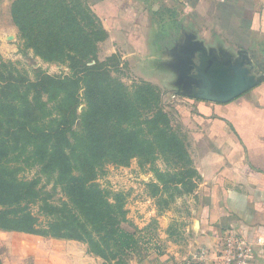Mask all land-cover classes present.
<instances>
[{"label":"trees","instance_id":"trees-1","mask_svg":"<svg viewBox=\"0 0 264 264\" xmlns=\"http://www.w3.org/2000/svg\"><path fill=\"white\" fill-rule=\"evenodd\" d=\"M12 19L35 56L66 65L69 73L51 76L37 68L31 81L0 58V230L81 242L91 255L120 263L133 235L121 227V199L115 195L109 201V193L95 182L98 175L108 164L162 160L192 189L199 177L188 145L163 110L155 86L128 87L113 76L120 72L116 55L98 59L106 32L87 0H16ZM233 101L214 109L199 101L197 113H210L233 129L222 109ZM32 168L66 200L54 205L38 188L39 179L20 177ZM33 205L48 219L45 225L31 213Z\"/></svg>","mask_w":264,"mask_h":264},{"label":"crops","instance_id":"crops-1","mask_svg":"<svg viewBox=\"0 0 264 264\" xmlns=\"http://www.w3.org/2000/svg\"><path fill=\"white\" fill-rule=\"evenodd\" d=\"M87 3L106 32V39L98 45L97 57L102 49L109 54L100 61L122 52V48H126V56L122 58L127 59L129 55L146 52L149 44L151 54L135 61L136 67L147 73L155 70L171 80V74L156 70L163 61L159 54L167 51L162 39L173 40V46L182 32L190 31L206 47L222 46L232 53L244 50L253 54L264 69V0H87ZM146 33L150 42L146 41ZM204 106L215 108L212 103ZM222 109L227 110L224 115L233 129L227 122L210 117V113L181 115L182 124L193 140L188 152L190 155V148L194 151L192 161L200 177L192 228L184 227L188 233H184V238L192 251H206V260L199 264H216L215 254L227 234L247 242L264 238V82ZM143 226L135 223L123 228L134 240L124 264H165L169 258L185 256L184 241L169 233V227L165 229L160 222L151 228ZM22 240V246L32 256L21 264H120L106 263L87 254L85 247L75 241L31 235ZM253 261L264 264V246L255 249Z\"/></svg>","mask_w":264,"mask_h":264},{"label":"rangeland","instance_id":"rangeland-1","mask_svg":"<svg viewBox=\"0 0 264 264\" xmlns=\"http://www.w3.org/2000/svg\"><path fill=\"white\" fill-rule=\"evenodd\" d=\"M15 1L16 0H0L1 60L5 63L14 65L17 69L26 73L31 81L35 79V70L37 68L51 76L62 77L67 75L69 70L66 65L45 63L39 57L35 56L33 50L30 49L21 38L18 27L12 19V5ZM145 38L147 41V33ZM145 38L143 37L144 41ZM148 41L150 42L149 39ZM147 46L148 50L146 52L129 55L127 59L122 58L126 56V48L120 49L122 52H117L116 54L120 60V72L114 73L113 76H117L128 87L138 82H146L155 86L160 94L163 110L170 115L173 126L179 133L181 132L187 145L190 146L193 140L182 124L181 115L183 113H196L199 102L177 96L174 88L168 85L169 81H171L168 77L166 78L164 75L156 74L157 72L155 70H153V73H147L146 70L136 67L135 61L138 62V59L147 57L151 54L149 44ZM108 54L106 50H100L99 59H104L106 57L105 55ZM164 54H159V57L164 58ZM134 57H137V59L134 60ZM83 108V105L80 106L78 113H81ZM193 152L194 151L190 148L191 160L194 157ZM159 173H163L164 177L160 178ZM20 177L24 180L39 179L38 188L41 189V193L49 196V202L52 204L58 205L66 200L60 189L58 187H53L54 185L48 182L46 178L39 173L38 168L26 169L20 174ZM180 180L181 178L175 175L173 166L170 168L162 160H158L150 165H142L138 160L134 159L126 166L105 165L95 182L102 190L109 193L110 202H113L112 199L115 195L119 196L121 199L122 208L125 211V223L121 225L122 228L135 226V223L137 225L141 224V227L147 225L148 228H151L154 224H158V222L165 225V229L169 227V233L175 235L178 240L184 241L182 252L185 256L180 259L176 257L169 258L167 261L171 263H185L198 252V249L192 251V248H190V246L188 247V241L186 242V238H184V233H188L186 230L187 228L184 229V227L192 228L193 212L197 207L199 179L192 180L193 186L192 189L189 190ZM172 181L177 183L174 184ZM30 210L31 213L38 218L40 225L46 224L48 219L39 212L38 205L31 206ZM136 232L140 233L138 229ZM27 235L28 234L0 230L1 264H21L22 261H26L27 258L32 256L27 248H24L21 244V241H24L22 239ZM141 236L142 235H140V237ZM78 243L85 247L87 254H90L88 253L86 244L81 242ZM188 249H190L189 251L191 252L187 253ZM184 251H186V253ZM127 257V252L121 253L118 257L120 264H124ZM167 261H165V263Z\"/></svg>","mask_w":264,"mask_h":264},{"label":"water","instance_id":"water-1","mask_svg":"<svg viewBox=\"0 0 264 264\" xmlns=\"http://www.w3.org/2000/svg\"><path fill=\"white\" fill-rule=\"evenodd\" d=\"M156 70L171 74L168 85L177 96L212 104H227L264 82V69L253 54L206 47L190 31L165 51Z\"/></svg>","mask_w":264,"mask_h":264},{"label":"built area","instance_id":"built-area-1","mask_svg":"<svg viewBox=\"0 0 264 264\" xmlns=\"http://www.w3.org/2000/svg\"><path fill=\"white\" fill-rule=\"evenodd\" d=\"M220 243L214 259L216 264H253L255 249L264 246V238L259 237L255 241L247 242L234 234H227ZM206 258V251L200 249L185 263L167 261L165 264H199L204 262Z\"/></svg>","mask_w":264,"mask_h":264},{"label":"flooded vegetation","instance_id":"flooded-vegetation-1","mask_svg":"<svg viewBox=\"0 0 264 264\" xmlns=\"http://www.w3.org/2000/svg\"><path fill=\"white\" fill-rule=\"evenodd\" d=\"M162 42H165L166 45H164V49H169L172 46L173 40L166 37L165 39H162Z\"/></svg>","mask_w":264,"mask_h":264}]
</instances>
